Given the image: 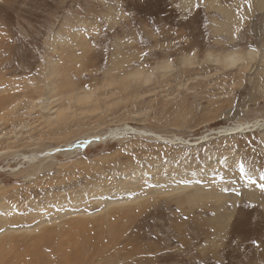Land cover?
<instances>
[{"label": "rangeland", "instance_id": "374dc122", "mask_svg": "<svg viewBox=\"0 0 264 264\" xmlns=\"http://www.w3.org/2000/svg\"><path fill=\"white\" fill-rule=\"evenodd\" d=\"M184 1L0 0V264H264V3Z\"/></svg>", "mask_w": 264, "mask_h": 264}, {"label": "bare ground", "instance_id": "6f19581e", "mask_svg": "<svg viewBox=\"0 0 264 264\" xmlns=\"http://www.w3.org/2000/svg\"><path fill=\"white\" fill-rule=\"evenodd\" d=\"M226 1L227 0H199V1L198 0H195V1L186 0L182 4L184 5V9L188 10V9L192 8L195 3H196V5L202 3L205 6V10L206 11L211 10V11H215L216 14L218 13L217 14L218 16L213 18V21H211L212 23L210 25L212 32L215 33V32H218V31L222 30L223 28L232 27L230 29H234L235 27H237L238 22L240 21V19L238 21V18H239V17H237V12L238 11H236V10L242 11L243 6L245 5V1L248 2L250 0H238V2H234L233 3V6H234L233 8L230 5L225 6V5L222 4L223 2H226ZM263 3H264V0H254L253 7L252 8L248 7L247 9L246 8L243 9V11H242L243 13L241 12L240 15H244L245 13H247L248 11H250L252 9L261 10V7L263 6ZM208 52H210V51H208ZM234 52H236V51H234ZM252 52H250V50H249V51H247L245 53L246 55L245 54H241V53H230V52L229 53H223V54L219 53V55H212L211 53H208L207 56H206L205 62L211 63V65L215 66L219 71H223V70H227V69L230 70L232 68L240 70L241 67H243L242 69H244V67L247 66L246 65V63L248 62L247 59L249 61H251V58H253ZM192 61H193V59L188 58V56H184L182 58V62L181 63H183L184 65H192L193 64ZM251 62H253V59H252ZM251 62H250V64H251ZM254 62H256V61H254ZM248 64H249V62H248ZM169 68H170L169 64L167 62H164L163 64L161 63V65L157 66L156 69L163 71V70H169ZM152 75H153V73L145 74V73H142V72L137 70L134 73L130 74L129 77L132 78V79H140V81L142 83H146V82H148L151 79L150 77ZM88 98L89 97H87L86 95H83L82 97L69 98V100H72L73 102H79L80 100H83V99L87 100ZM67 110H68V108H67ZM62 111L63 110H60V111L58 110L57 111V113L55 114L56 118L60 117V115L63 114ZM257 120L255 122H253V123L240 124V125H237L235 127L226 128V129L223 130V132H225L227 135H233V134H236V133L243 132V131H245V130H247L249 128H256L257 126H261L260 122H259L260 120L259 121H257ZM261 124H264V121H262ZM133 131H134V129L132 127L124 126L123 129H114V130L109 131V134H108L107 137L108 138H110L111 136L121 137L124 133L130 134ZM134 132H136V130ZM141 133H142V131H141ZM138 134H139V132H138ZM201 139H203V138H201ZM173 140L180 141L181 139L180 138L171 139V141H173ZM49 153H51V152H49ZM40 156H42V155H40ZM216 215L218 216V214H216ZM42 222H40V223H42ZM85 222L86 221H80L79 224L76 226L77 228L75 227L73 229V231H77L79 229H83L84 225L86 224ZM10 232L11 231H8V229H7V233L9 234ZM14 232H17V231H14ZM14 232H12V233H14ZM7 241H8L7 243L9 245H14L15 244L14 239L12 237H10V236H9V239ZM35 242H36V240H35Z\"/></svg>", "mask_w": 264, "mask_h": 264}]
</instances>
